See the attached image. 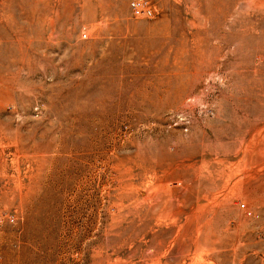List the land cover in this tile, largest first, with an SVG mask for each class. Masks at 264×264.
Segmentation results:
<instances>
[{
	"label": "rangeland",
	"instance_id": "obj_1",
	"mask_svg": "<svg viewBox=\"0 0 264 264\" xmlns=\"http://www.w3.org/2000/svg\"><path fill=\"white\" fill-rule=\"evenodd\" d=\"M0 0V264H264V0Z\"/></svg>",
	"mask_w": 264,
	"mask_h": 264
},
{
	"label": "built area",
	"instance_id": "obj_2",
	"mask_svg": "<svg viewBox=\"0 0 264 264\" xmlns=\"http://www.w3.org/2000/svg\"><path fill=\"white\" fill-rule=\"evenodd\" d=\"M131 6L140 11L145 13L146 15H151L152 14V10L149 6L143 4L140 0H132L131 1Z\"/></svg>",
	"mask_w": 264,
	"mask_h": 264
}]
</instances>
